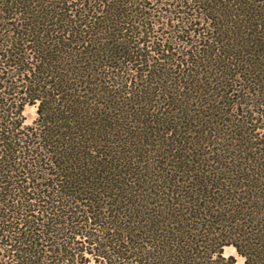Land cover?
Returning a JSON list of instances; mask_svg holds the SVG:
<instances>
[{
    "label": "trees",
    "instance_id": "obj_1",
    "mask_svg": "<svg viewBox=\"0 0 264 264\" xmlns=\"http://www.w3.org/2000/svg\"><path fill=\"white\" fill-rule=\"evenodd\" d=\"M228 246L264 264V0H0V264Z\"/></svg>",
    "mask_w": 264,
    "mask_h": 264
},
{
    "label": "rangeland",
    "instance_id": "obj_2",
    "mask_svg": "<svg viewBox=\"0 0 264 264\" xmlns=\"http://www.w3.org/2000/svg\"><path fill=\"white\" fill-rule=\"evenodd\" d=\"M24 115L26 117V123L32 124L33 121L37 117L36 107L35 106H26L25 111H24ZM224 255L225 256H231L232 255L236 258V260L239 264L244 263V259L237 254L236 250L232 246H228V247L224 248Z\"/></svg>",
    "mask_w": 264,
    "mask_h": 264
}]
</instances>
